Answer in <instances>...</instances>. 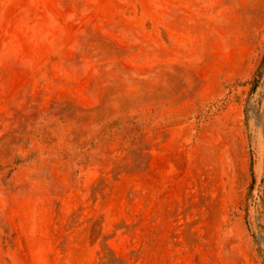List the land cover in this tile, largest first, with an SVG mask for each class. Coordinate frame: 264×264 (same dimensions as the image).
Returning <instances> with one entry per match:
<instances>
[{"label":"rangeland","instance_id":"1","mask_svg":"<svg viewBox=\"0 0 264 264\" xmlns=\"http://www.w3.org/2000/svg\"><path fill=\"white\" fill-rule=\"evenodd\" d=\"M0 264H264V0H0Z\"/></svg>","mask_w":264,"mask_h":264},{"label":"trees","instance_id":"2","mask_svg":"<svg viewBox=\"0 0 264 264\" xmlns=\"http://www.w3.org/2000/svg\"><path fill=\"white\" fill-rule=\"evenodd\" d=\"M251 172L254 174V165L251 163Z\"/></svg>","mask_w":264,"mask_h":264}]
</instances>
